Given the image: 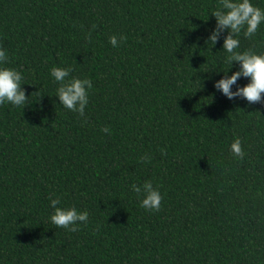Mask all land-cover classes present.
Wrapping results in <instances>:
<instances>
[{"label": "trees", "instance_id": "trees-1", "mask_svg": "<svg viewBox=\"0 0 264 264\" xmlns=\"http://www.w3.org/2000/svg\"><path fill=\"white\" fill-rule=\"evenodd\" d=\"M216 3L0 0V47L29 97L0 105V264H264V99L214 88L230 67L227 31L205 43ZM247 49L264 51V25L241 33ZM53 66L91 79L84 116L59 104ZM149 180L158 211L132 191ZM50 198L87 224H52Z\"/></svg>", "mask_w": 264, "mask_h": 264}, {"label": "clouds", "instance_id": "clouds-1", "mask_svg": "<svg viewBox=\"0 0 264 264\" xmlns=\"http://www.w3.org/2000/svg\"><path fill=\"white\" fill-rule=\"evenodd\" d=\"M211 15L215 17L216 25L210 31L205 43L214 47L221 37V33L227 31L223 38L222 50L227 53L222 62L229 65L227 71L222 72L223 76L214 82V88L226 96L229 100L236 98L246 99L249 103L260 102L264 99V51L252 49L240 50V35L244 37L255 36L261 25H264V8L259 7L254 0H217ZM121 40L124 37H120ZM113 47L118 46L116 35L109 37ZM8 52L0 47V105L11 104L17 107H25L29 97L23 85V73L16 68L6 66ZM237 62L239 67L228 75ZM71 67L53 66L50 69V76L59 84L56 89V97L59 104L64 108L84 116L85 108L89 103V90L93 83L89 78L71 76ZM241 78H247L248 83L243 86L237 82ZM235 90H233V86ZM102 131L108 132V128ZM230 151L233 157L243 159L245 151L239 136H235ZM143 159H149L145 156ZM132 191L140 199V206L148 211H158L163 200L159 186L154 187L152 181H145L142 185H132ZM59 198H50V207L53 212L49 220L57 227L75 232L81 224H87L89 219L88 211H79L76 207H60ZM80 222V223H78Z\"/></svg>", "mask_w": 264, "mask_h": 264}]
</instances>
